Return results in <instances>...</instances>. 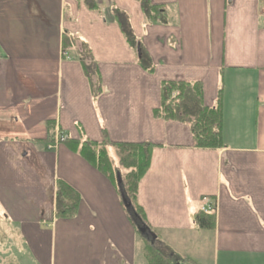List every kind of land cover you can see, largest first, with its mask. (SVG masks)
Returning <instances> with one entry per match:
<instances>
[{"label":"crops","instance_id":"crops-1","mask_svg":"<svg viewBox=\"0 0 264 264\" xmlns=\"http://www.w3.org/2000/svg\"><path fill=\"white\" fill-rule=\"evenodd\" d=\"M92 1L0 0V264H148L145 242L171 264H264L263 0H150L155 21L139 0ZM164 81L201 83L210 108L222 91L223 148L193 149L189 126L155 117ZM54 133L157 146L136 225ZM58 180L81 198L73 220L55 219ZM211 204L214 228L200 230L194 217Z\"/></svg>","mask_w":264,"mask_h":264},{"label":"trees","instance_id":"trees-1","mask_svg":"<svg viewBox=\"0 0 264 264\" xmlns=\"http://www.w3.org/2000/svg\"><path fill=\"white\" fill-rule=\"evenodd\" d=\"M88 8L95 10L92 0H86ZM141 8L148 19L155 21L158 18L160 8L153 6L150 0H139ZM123 32L131 47H136V40L131 32L123 26ZM138 63L141 67L152 73L154 68L150 65L149 58L140 47ZM85 76L92 84H96L95 95L101 92L100 77L97 67L90 57V52L85 49L79 59ZM221 93L218 92L214 107H206L203 104V87L201 83H187L181 81H164L160 87V105L154 115L168 122H176L189 126L192 148L197 150H216L223 148L221 129ZM50 126V124L48 125ZM55 133L51 136L53 143ZM69 150L95 171L101 174L121 196L126 208L128 219L134 222L136 218H143V212L137 203V187L149 169L152 151L157 147L149 143H113L107 138L96 143L87 140L65 139L63 142ZM110 152L113 153L111 157ZM81 198L79 194L63 181H56L55 186V219L69 221L78 215ZM195 225L203 231L214 228V213L200 212L194 217ZM144 253L148 264H171V260L156 246L145 242Z\"/></svg>","mask_w":264,"mask_h":264},{"label":"built area","instance_id":"built-area-1","mask_svg":"<svg viewBox=\"0 0 264 264\" xmlns=\"http://www.w3.org/2000/svg\"><path fill=\"white\" fill-rule=\"evenodd\" d=\"M260 19H261V22L264 24V0L262 1V4H261V7H260ZM64 138L62 135H60L59 133H57L55 136H54V139H53V144L52 146H56V145H59L61 143L64 142ZM204 201H207L206 199H204ZM202 211L204 213H212L214 212V207L213 205H208L206 206L205 208L202 209Z\"/></svg>","mask_w":264,"mask_h":264},{"label":"water","instance_id":"water-1","mask_svg":"<svg viewBox=\"0 0 264 264\" xmlns=\"http://www.w3.org/2000/svg\"><path fill=\"white\" fill-rule=\"evenodd\" d=\"M136 53H137V58L139 59L141 52H140V49H139L138 45H137Z\"/></svg>","mask_w":264,"mask_h":264},{"label":"rangeland","instance_id":"rangeland-1","mask_svg":"<svg viewBox=\"0 0 264 264\" xmlns=\"http://www.w3.org/2000/svg\"><path fill=\"white\" fill-rule=\"evenodd\" d=\"M110 155H111V157H113V153L112 152H110Z\"/></svg>","mask_w":264,"mask_h":264}]
</instances>
